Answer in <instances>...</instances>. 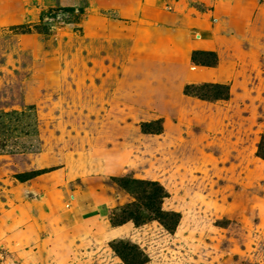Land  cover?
Instances as JSON below:
<instances>
[{
	"label": "rangeland",
	"instance_id": "rangeland-1",
	"mask_svg": "<svg viewBox=\"0 0 264 264\" xmlns=\"http://www.w3.org/2000/svg\"><path fill=\"white\" fill-rule=\"evenodd\" d=\"M175 1L0 0V108L43 138L0 158V264H264V0ZM120 178L165 225L113 226Z\"/></svg>",
	"mask_w": 264,
	"mask_h": 264
},
{
	"label": "crops",
	"instance_id": "crops-1",
	"mask_svg": "<svg viewBox=\"0 0 264 264\" xmlns=\"http://www.w3.org/2000/svg\"><path fill=\"white\" fill-rule=\"evenodd\" d=\"M229 1L232 0H217L219 2L216 6L217 11L220 13L225 11V5L222 3ZM175 2L178 6L183 3L182 0ZM251 7V5L245 4L241 8L239 16L242 20H250ZM177 17L166 15L164 19L179 24V28H188L185 24V17ZM42 152L43 138L38 110L34 104L26 103L21 106L0 108V158L37 156Z\"/></svg>",
	"mask_w": 264,
	"mask_h": 264
},
{
	"label": "trees",
	"instance_id": "trees-1",
	"mask_svg": "<svg viewBox=\"0 0 264 264\" xmlns=\"http://www.w3.org/2000/svg\"><path fill=\"white\" fill-rule=\"evenodd\" d=\"M257 155L264 160V137L257 147ZM118 186L134 198V202L124 206L120 215L112 219L113 226H121L133 222L140 226L152 221L166 224L169 216L162 211V202L167 194L157 182L120 178L115 180Z\"/></svg>",
	"mask_w": 264,
	"mask_h": 264
}]
</instances>
